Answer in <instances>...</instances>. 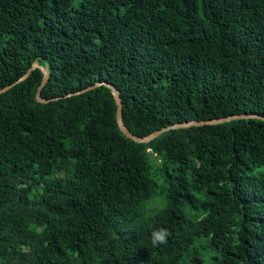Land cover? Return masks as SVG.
I'll list each match as a JSON object with an SVG mask.
<instances>
[{"label": "trees", "instance_id": "1", "mask_svg": "<svg viewBox=\"0 0 264 264\" xmlns=\"http://www.w3.org/2000/svg\"><path fill=\"white\" fill-rule=\"evenodd\" d=\"M35 61L47 102L39 67L0 93V264H264V120L136 142L109 87L67 96L111 84L140 137L264 116V0H0V88Z\"/></svg>", "mask_w": 264, "mask_h": 264}, {"label": "water", "instance_id": "2", "mask_svg": "<svg viewBox=\"0 0 264 264\" xmlns=\"http://www.w3.org/2000/svg\"><path fill=\"white\" fill-rule=\"evenodd\" d=\"M39 67L42 71V79L40 81V84L38 85V88L36 90L35 93V98L37 101L39 102H47L49 99L47 98H42L40 97V92H41V88L45 85V83L48 80V71L45 67L40 66L36 61L33 62V64L27 69V71L21 75L18 79H16L13 83L8 84L2 88H0V93L8 90L10 87H12L14 84L23 81L34 68ZM104 84L105 86L109 87L111 89L112 95L114 97L115 100V104H116V121H117V125L120 129V131L128 138L136 141V142H149L152 139H154L155 137H157L159 134H161L162 132L171 129V128H186V127H190V126H198V125H204V124H217V123H221V122H226L229 120H233V119H241V118H259L264 120V116L256 114V113H243V114H233V115H229V116H223V117H219V118H213V119H208V120H191V121H184V122H178V123H174L168 126H164L160 129L154 130L153 132L145 135V136H136L134 134H132L130 131H128V129L125 127L123 120H122V116H121V99L120 96L118 94V92L115 90V88L107 83V82H101L98 81L93 85H90L84 89L75 91L73 93L67 94V96L70 95H74V94H79L82 93L86 90L92 89L93 87H96L98 85ZM55 98V97H54ZM52 98V99H54Z\"/></svg>", "mask_w": 264, "mask_h": 264}, {"label": "rangeland", "instance_id": "3", "mask_svg": "<svg viewBox=\"0 0 264 264\" xmlns=\"http://www.w3.org/2000/svg\"><path fill=\"white\" fill-rule=\"evenodd\" d=\"M124 5L120 6L115 12H123ZM196 252L204 258V264H213L215 259L212 257L213 251L208 245V237L201 236L194 240L193 244L185 251L184 258L190 253Z\"/></svg>", "mask_w": 264, "mask_h": 264}, {"label": "clouds", "instance_id": "4", "mask_svg": "<svg viewBox=\"0 0 264 264\" xmlns=\"http://www.w3.org/2000/svg\"><path fill=\"white\" fill-rule=\"evenodd\" d=\"M170 232L166 227H160L151 232L150 242L153 248H158L168 243Z\"/></svg>", "mask_w": 264, "mask_h": 264}]
</instances>
